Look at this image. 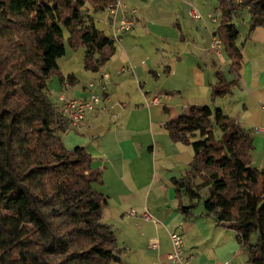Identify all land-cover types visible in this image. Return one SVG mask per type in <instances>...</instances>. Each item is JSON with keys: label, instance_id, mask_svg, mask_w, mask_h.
Listing matches in <instances>:
<instances>
[{"label": "trees", "instance_id": "16d2710c", "mask_svg": "<svg viewBox=\"0 0 264 264\" xmlns=\"http://www.w3.org/2000/svg\"><path fill=\"white\" fill-rule=\"evenodd\" d=\"M116 1L0 0V264L121 260L116 230L103 219L108 196L94 187L102 171L85 146L65 145L61 133L71 124L47 93L48 79L60 72L58 61L67 53L65 31L72 49L86 48V70L97 72L114 56L116 40L92 12L109 11ZM217 1L214 37L235 78L217 69L209 84L212 102L240 84L244 57L235 17L245 8L250 13L246 41L264 27V0ZM167 128L172 140L194 151L190 168L172 179L178 197L184 191L190 199L180 204L184 218L203 199V215L236 231L248 263L264 264V168L252 165L250 131L209 104L188 105Z\"/></svg>", "mask_w": 264, "mask_h": 264}, {"label": "crops", "instance_id": "0c3cea01", "mask_svg": "<svg viewBox=\"0 0 264 264\" xmlns=\"http://www.w3.org/2000/svg\"><path fill=\"white\" fill-rule=\"evenodd\" d=\"M123 1L137 10V25L121 35L114 56L97 72L92 71L95 78L89 80L98 79L103 72L110 75L106 90L109 111L91 112L79 128L61 133L68 148L85 146L94 157L93 167L102 171V182L94 187L108 196L103 219L114 229L121 225L125 231L121 251L127 253V259L123 261L121 255L114 264H161L172 250L166 232L169 236L178 232L183 239L186 234L185 255L192 264H237L239 252L245 254L249 264L236 232L231 234L235 241L223 244L217 252L206 253L200 247L202 241L196 232L205 230V224L212 225L211 216L202 215L204 211L199 216L195 213L196 207L203 205L201 199L194 201V213L185 219L180 204H189L190 199L184 191L178 197L172 183L190 168L194 151L191 145L171 139L167 122L182 112L174 109L190 104L221 107L250 131L254 142L252 165L263 169L264 27H258L243 45L240 84L229 95L212 102L209 84L216 82L215 73L222 61L216 62L215 56L222 55L223 46L220 51L210 48L209 33L214 35L218 15L209 13L210 21H204L195 0ZM195 11L205 27L195 25L200 23L192 14ZM184 23L187 30H182ZM210 23L215 26L210 27ZM61 74L59 95L89 94L88 84H81L75 72ZM225 75L229 80L235 78L234 74ZM47 93L51 95L50 90ZM145 207L154 221L140 217ZM149 241H156L158 249L151 250Z\"/></svg>", "mask_w": 264, "mask_h": 264}, {"label": "rangeland", "instance_id": "374dc122", "mask_svg": "<svg viewBox=\"0 0 264 264\" xmlns=\"http://www.w3.org/2000/svg\"><path fill=\"white\" fill-rule=\"evenodd\" d=\"M126 3V2H125ZM127 4V3H126ZM128 5V4H127ZM195 5L197 6V8L199 9V11L202 13L203 17H204V21L206 20V22L210 21L209 15L210 14H214V15H218V17L220 18V11L218 9V1L217 0H195ZM129 6V5H128ZM217 8V9H216ZM210 13V14H209ZM93 17L96 20V24L97 26L104 30L106 32V34L108 36H110V28L109 26L105 23V18L107 17V10L103 11V12H92ZM200 23H195V25H202L205 27V22L201 19L197 20ZM234 21L237 23L239 30H240V37L237 40L238 45L243 48L244 43H246L247 40V35L249 32V21H250V13L248 11V9H244L243 11L240 12V14L235 17ZM185 24V23H184ZM210 27L215 26V23H210L209 25ZM218 26V23L216 25V28ZM135 29V28H134ZM182 30H187V25L185 24L183 26ZM216 30V29H215ZM262 30V29H261ZM264 30V29H263ZM211 33L212 31L209 33L210 36V48H214L212 46V42L214 40V35H212L211 37ZM68 32L65 31V44L67 46V53L65 56H63L62 58L59 59V65H60V72L56 73L55 75H53L52 77H50L48 79V90L51 91V99L56 103V101L58 100V96H59V89H60V77H61V73H71V72H75L76 75L79 78V81L81 82V84H89V80L92 78H95V76L93 75V72H89L88 70L85 69L84 67V56L86 53V48L82 47L78 50H74L71 48V46L68 43ZM218 38V37H217ZM249 41V40H248ZM117 45V42H116ZM216 49V48H214ZM222 54V55H221ZM221 56L216 58L215 56V60L216 62H219V60L221 59V66L220 69L225 72L227 75H233V73L227 69L229 67V59L225 53L224 47H222L221 49ZM213 70L211 69V72ZM213 77V76H211ZM210 83H215V82H210ZM61 94V93H60ZM211 99V98H210ZM206 105V104H205ZM211 105V104H209ZM185 108V107H184ZM184 108L180 107L178 109H174V110H178L179 112L184 110ZM175 113V112H173ZM111 116H107V118H110ZM201 180V179H200ZM208 189L204 188L203 189V194L207 196ZM195 213L199 216V214L201 213V211H204V207L203 205H200L199 207H196V209L194 210ZM152 213V212H151ZM203 215V213H202ZM211 221L212 225L210 224H205L204 229H199L196 233L200 235V240L202 241L200 242V247L202 249H206V253L208 252H217L218 248L223 247V244H227L229 242H233L234 240V236L231 234H235L236 231H233L232 229H227L226 227L220 226V225H216L217 222L215 220V217L213 215H211ZM143 220V219H142ZM199 221V220H198ZM216 222V223H215ZM116 229V235H117V240H118V244L120 245V251L118 252L119 256L123 255V261H126L127 259V253L122 254V246H125L123 244V242L125 241V231L123 230V227L121 225H119L118 228ZM169 233L166 232V239H170L169 238ZM204 238V240H203ZM186 234L184 236V249L187 250V244H186ZM252 240L255 242L257 240V234H254L252 237ZM151 244V241L148 242V245ZM149 248H151V250H157L158 248H152L151 246H149ZM241 248V247H240ZM242 250V248H241ZM243 251V250H242ZM114 263H118V262H113ZM237 264H247V262L245 261V254L242 252H239L237 255V260H236ZM219 264H222L221 262Z\"/></svg>", "mask_w": 264, "mask_h": 264}, {"label": "built area", "instance_id": "2783aa9c", "mask_svg": "<svg viewBox=\"0 0 264 264\" xmlns=\"http://www.w3.org/2000/svg\"><path fill=\"white\" fill-rule=\"evenodd\" d=\"M241 2L242 0H235ZM109 19L107 22L110 28V34L116 42L121 38V35L133 30L137 25V10L135 8H128L123 0H117L115 5L109 8ZM194 18L199 20L201 16L197 11L192 13ZM110 22V23H109ZM212 46L220 51L222 46L221 41L214 37ZM110 82V75L106 72L101 73L98 79L92 80L87 88L89 94L85 97H69L65 93H61L58 96V108L63 117L67 118L72 128L80 127L82 122L86 119L87 115L96 111H109L107 105L109 97L106 94L107 86ZM99 88L100 93L96 92ZM135 215V212H133ZM140 217L146 221H154L155 218L145 207ZM172 250L167 253L161 264H192L191 260L186 257L184 249L183 236L178 232H172L170 234ZM152 248H158L156 241L151 242Z\"/></svg>", "mask_w": 264, "mask_h": 264}]
</instances>
